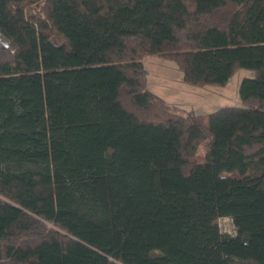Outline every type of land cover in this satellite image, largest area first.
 Instances as JSON below:
<instances>
[{
	"label": "trees",
	"instance_id": "obj_1",
	"mask_svg": "<svg viewBox=\"0 0 264 264\" xmlns=\"http://www.w3.org/2000/svg\"><path fill=\"white\" fill-rule=\"evenodd\" d=\"M0 34V264H264V0H0ZM151 54L253 75L195 113Z\"/></svg>",
	"mask_w": 264,
	"mask_h": 264
},
{
	"label": "rangeland",
	"instance_id": "obj_2",
	"mask_svg": "<svg viewBox=\"0 0 264 264\" xmlns=\"http://www.w3.org/2000/svg\"><path fill=\"white\" fill-rule=\"evenodd\" d=\"M147 69L146 86L161 95L168 102L206 114L221 105L240 104L238 86L245 76L253 75L248 68L237 69L224 85H191L182 79V72L174 60L151 54L142 58ZM197 161L204 159L202 146L192 156ZM249 220H252L250 217ZM221 232L235 234V225L229 216H218L215 219Z\"/></svg>",
	"mask_w": 264,
	"mask_h": 264
},
{
	"label": "built area",
	"instance_id": "obj_3",
	"mask_svg": "<svg viewBox=\"0 0 264 264\" xmlns=\"http://www.w3.org/2000/svg\"><path fill=\"white\" fill-rule=\"evenodd\" d=\"M2 36H1V34H0V44H3V42H2Z\"/></svg>",
	"mask_w": 264,
	"mask_h": 264
},
{
	"label": "water",
	"instance_id": "obj_4",
	"mask_svg": "<svg viewBox=\"0 0 264 264\" xmlns=\"http://www.w3.org/2000/svg\"><path fill=\"white\" fill-rule=\"evenodd\" d=\"M2 42H3V44H4L5 46H8V44L6 43V41L2 40Z\"/></svg>",
	"mask_w": 264,
	"mask_h": 264
}]
</instances>
